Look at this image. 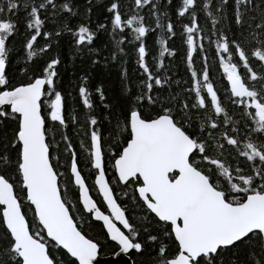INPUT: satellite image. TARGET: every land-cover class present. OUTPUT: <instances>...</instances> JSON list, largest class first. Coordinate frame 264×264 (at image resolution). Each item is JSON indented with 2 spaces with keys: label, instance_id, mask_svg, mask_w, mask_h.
<instances>
[{
  "label": "snow or ice",
  "instance_id": "6c2138e0",
  "mask_svg": "<svg viewBox=\"0 0 264 264\" xmlns=\"http://www.w3.org/2000/svg\"><path fill=\"white\" fill-rule=\"evenodd\" d=\"M101 255L264 264V0H0V264Z\"/></svg>",
  "mask_w": 264,
  "mask_h": 264
},
{
  "label": "trees",
  "instance_id": "16d2710c",
  "mask_svg": "<svg viewBox=\"0 0 264 264\" xmlns=\"http://www.w3.org/2000/svg\"><path fill=\"white\" fill-rule=\"evenodd\" d=\"M177 46H179V42H177ZM178 71H179V74L184 78L186 79L187 77L184 75V72H183V67L178 65ZM213 71V79L216 81V86L218 88H220L222 90V84L220 83V77H221V73L216 69V68H213L212 69ZM91 183V181H89V184ZM95 195V194H94ZM99 226H100V223L99 222H96L95 225H94V228H93V233H95L96 231H99ZM101 257H108V255H101Z\"/></svg>",
  "mask_w": 264,
  "mask_h": 264
},
{
  "label": "water",
  "instance_id": "95a60500",
  "mask_svg": "<svg viewBox=\"0 0 264 264\" xmlns=\"http://www.w3.org/2000/svg\"><path fill=\"white\" fill-rule=\"evenodd\" d=\"M127 257H98V261L100 262V264H113V261H117V260H126Z\"/></svg>",
  "mask_w": 264,
  "mask_h": 264
},
{
  "label": "bare ground",
  "instance_id": "6f19581e",
  "mask_svg": "<svg viewBox=\"0 0 264 264\" xmlns=\"http://www.w3.org/2000/svg\"><path fill=\"white\" fill-rule=\"evenodd\" d=\"M100 223V222H99Z\"/></svg>",
  "mask_w": 264,
  "mask_h": 264
}]
</instances>
